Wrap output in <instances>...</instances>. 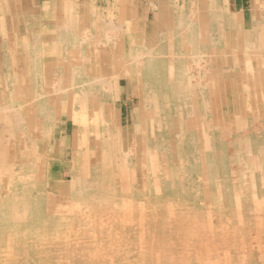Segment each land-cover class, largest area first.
I'll use <instances>...</instances> for the list:
<instances>
[{"label": "rangeland", "instance_id": "obj_1", "mask_svg": "<svg viewBox=\"0 0 264 264\" xmlns=\"http://www.w3.org/2000/svg\"><path fill=\"white\" fill-rule=\"evenodd\" d=\"M226 8L0 0V264H264V12Z\"/></svg>", "mask_w": 264, "mask_h": 264}, {"label": "crops", "instance_id": "obj_2", "mask_svg": "<svg viewBox=\"0 0 264 264\" xmlns=\"http://www.w3.org/2000/svg\"><path fill=\"white\" fill-rule=\"evenodd\" d=\"M222 1H228V11L231 14H235L239 16L240 18H253L254 16H257V13H260V11L264 12V0H222ZM41 10L50 9L48 7H39ZM51 10V9H50Z\"/></svg>", "mask_w": 264, "mask_h": 264}, {"label": "bare ground", "instance_id": "obj_3", "mask_svg": "<svg viewBox=\"0 0 264 264\" xmlns=\"http://www.w3.org/2000/svg\"><path fill=\"white\" fill-rule=\"evenodd\" d=\"M83 104V103H82ZM80 115V114H79ZM154 115V114H153ZM17 116V115H16ZM82 117V116H81ZM83 118H85V116L83 117ZM83 121H85V119L83 120ZM83 124V123H82ZM233 130V129H232ZM229 133V132H228ZM247 146V145H246ZM251 146V145H250ZM242 152L244 153V150H242ZM255 155V154H254ZM256 161V160H255ZM254 164H256L255 162H254ZM258 169V168H257ZM258 171V170H257ZM263 171V170H262ZM261 171V172H262ZM243 174V173H242ZM84 181V180H83ZM244 181V180H243ZM85 183V182H84ZM254 195H256V194H254ZM256 199H257V197H256ZM256 201H258V200H256ZM122 207V206H121ZM258 207V206H257Z\"/></svg>", "mask_w": 264, "mask_h": 264}]
</instances>
